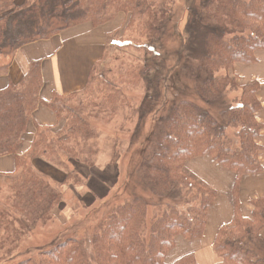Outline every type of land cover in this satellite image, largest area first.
I'll return each instance as SVG.
<instances>
[{
    "label": "trees",
    "instance_id": "trees-1",
    "mask_svg": "<svg viewBox=\"0 0 264 264\" xmlns=\"http://www.w3.org/2000/svg\"><path fill=\"white\" fill-rule=\"evenodd\" d=\"M170 1L0 0V75L7 73L15 54L25 45L48 40L85 23L96 28L107 26L124 15L125 23L116 34L134 30L140 37L116 40V47L143 50L155 61L152 65L128 67L127 73L143 78L148 103L158 105L154 96L159 97V86L153 77L160 65L164 69L159 61L164 56L162 39L172 21ZM188 13L184 49L176 61L179 67L170 72L167 112L160 118L152 152L142 165L154 194L165 200L156 203L160 215L152 219L150 227L146 226L148 204L141 198L131 199L96 227L91 241L93 257L89 241L68 238L42 251L38 258L17 264H199L194 253L172 262L167 258L179 239L193 242L203 238L209 210L218 197L215 189L187 169L188 162L201 157H210L235 176L236 213L214 242L220 260L217 264H264V198L252 202L251 217L242 215L239 200L243 177L263 171L259 160L262 148L257 143L264 129L257 118L262 109L260 84H244L231 73L238 64H254L257 52L264 50V0H194ZM105 57L94 66L81 93L92 89L96 81H105ZM5 59L9 62L1 64ZM42 85L40 65L35 63L19 85L0 93V157L11 155L17 162L15 173L0 175L14 178L9 185L10 205H0V234L8 237L19 235V227L12 231L15 224L22 226L21 232L34 228L36 214L45 211L39 207L45 206L51 178L38 170L35 161L43 160L60 173L55 169L58 165L75 168L77 162L84 164L82 158H87L79 138L89 129L88 123L80 107L72 105L80 93L54 96L46 103L40 97ZM105 92L109 93L108 102L124 96L111 81H107ZM39 105L48 106L59 121H66L65 128L59 133L38 128L32 147L21 156Z\"/></svg>",
    "mask_w": 264,
    "mask_h": 264
},
{
    "label": "rangeland",
    "instance_id": "rangeland-1",
    "mask_svg": "<svg viewBox=\"0 0 264 264\" xmlns=\"http://www.w3.org/2000/svg\"><path fill=\"white\" fill-rule=\"evenodd\" d=\"M193 3L194 0L170 1L173 11L172 21L162 39L161 53L164 56L159 61V63L163 62L164 69L160 65V71L155 74L156 77H153L157 78V86H159L157 90L159 97L154 96L158 105L148 103L149 98L143 78L136 79L133 76L136 74L127 73L128 67L144 63L152 65L155 61L149 59L151 57H148L143 50L134 47L125 49L116 47V40L138 38L139 34L132 30L125 35H117L119 29H116L110 35V46L102 67L108 73L107 78L105 81H96L92 89L80 92L72 102V105L80 107V113L89 127L79 138V143L85 146L84 153L87 154V158L83 157L81 161L85 163L77 162L75 168L70 164L58 165L59 169H55L60 173L52 171L50 177L40 171L51 178L49 179L51 187L46 192L45 206L39 207V210L45 211L36 214L37 224L29 230L30 232H21L22 226L15 224L12 231L19 227L17 237L0 234V264H17L28 258H38L42 251L68 238L89 241V252L93 257L94 249L91 241L96 227L105 222L116 207L134 198H141L148 204L149 215L146 226H151L152 219L160 213L157 211L156 203L165 200L154 194L145 179L142 165L152 152L160 118L167 112L166 102L171 98L168 92L170 72L174 73L178 70L177 56L180 57L184 49L183 34L188 21V11ZM142 41L145 42V39ZM8 62L9 59H5L1 64ZM107 81L113 82L116 88L121 89V94H124L125 98L118 96L108 102V92L111 91L105 92ZM196 103L202 104L198 98ZM61 122L62 125L55 131L56 133L62 132L65 128L66 121ZM229 133L233 135L232 130ZM26 162V164L30 163L29 160ZM67 173L69 178L64 180ZM13 180L14 178L9 177L0 178L1 206L11 203V201L7 203V200L12 198L8 192L10 182ZM164 206L163 211L167 208V204ZM179 242L180 239L177 244ZM210 252L214 254L213 250ZM184 254L180 253V256ZM177 255L178 249L168 255L167 262L175 260L179 257Z\"/></svg>",
    "mask_w": 264,
    "mask_h": 264
},
{
    "label": "crops",
    "instance_id": "crops-1",
    "mask_svg": "<svg viewBox=\"0 0 264 264\" xmlns=\"http://www.w3.org/2000/svg\"><path fill=\"white\" fill-rule=\"evenodd\" d=\"M125 19L124 15H120L111 24L98 28L91 23L81 24L66 29L67 31L64 30L48 40L25 45L15 54L7 73L0 75V93L11 85H19L35 63L40 65L43 81L40 97L43 102H51L54 96L66 97L82 92L88 84L92 69L103 61L109 49L110 35L123 27ZM256 57L257 61L254 64L236 65L233 73L244 84L253 82L260 84L258 98L262 109L258 112L257 118L264 124V50L257 52ZM61 125L62 122L48 106L39 105L33 113L19 154L27 155L38 128L57 131ZM257 143L262 148L259 160L263 171L244 176L241 180L239 200L240 211L244 217H251L254 210L253 201L264 198V129ZM16 163L14 156L0 157V175L15 173ZM187 165L189 171L218 192V197L209 210L203 238L196 242L180 240L175 250L178 249L177 256H180V253H194L199 264H217L220 260L214 251V242L221 228L230 225L236 213L233 196L235 176L210 157L196 158ZM35 166L49 176L53 173L43 160L35 161ZM212 250L214 254L210 252Z\"/></svg>",
    "mask_w": 264,
    "mask_h": 264
}]
</instances>
